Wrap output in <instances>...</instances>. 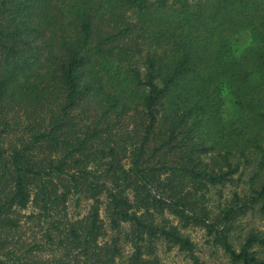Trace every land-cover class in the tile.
Segmentation results:
<instances>
[{
    "label": "trees",
    "instance_id": "trees-1",
    "mask_svg": "<svg viewBox=\"0 0 264 264\" xmlns=\"http://www.w3.org/2000/svg\"><path fill=\"white\" fill-rule=\"evenodd\" d=\"M254 160L264 171V0H0V264H158L159 242L202 264L189 225L264 264V236L229 240L264 212V173L214 215L200 202Z\"/></svg>",
    "mask_w": 264,
    "mask_h": 264
},
{
    "label": "rangeland",
    "instance_id": "rangeland-1",
    "mask_svg": "<svg viewBox=\"0 0 264 264\" xmlns=\"http://www.w3.org/2000/svg\"><path fill=\"white\" fill-rule=\"evenodd\" d=\"M249 39L247 31H240L234 37V48L238 50L244 47L249 43ZM232 112V101L225 94L224 116L228 118ZM257 169L256 160L252 163L242 164L238 172L233 174L232 180L222 185L209 186L200 198L201 204L207 209L209 215H214L224 206H227L233 194L236 193L239 196L248 195L252 188L257 189L263 181L264 173V171ZM254 172H259V175L252 177ZM89 203V200L80 199L79 203L75 204L74 197H71L67 202V209L71 214L78 213L81 215L85 213ZM31 210L32 207L28 206L22 212H29ZM100 216L104 218L102 209L100 210ZM163 216L172 224L180 225L178 219L169 213L164 212ZM180 232L192 242L193 251L202 264H233L230 263L221 248L212 242V237L207 235L203 228L189 225L180 228ZM252 235L264 236V212L258 208V204L233 221L231 231L229 232V240L235 249H239L245 237ZM252 249H257L259 254L264 257V248L260 249L254 244ZM127 251L128 248L125 246L124 253H127ZM155 253L159 260L158 264H191L184 252L179 251L176 247L167 248L163 242L157 244Z\"/></svg>",
    "mask_w": 264,
    "mask_h": 264
}]
</instances>
